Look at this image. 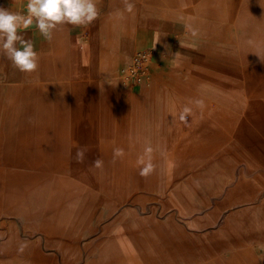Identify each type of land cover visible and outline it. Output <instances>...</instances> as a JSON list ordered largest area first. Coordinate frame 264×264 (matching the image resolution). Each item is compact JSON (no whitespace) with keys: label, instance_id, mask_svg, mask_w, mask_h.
<instances>
[{"label":"rangeland","instance_id":"1","mask_svg":"<svg viewBox=\"0 0 264 264\" xmlns=\"http://www.w3.org/2000/svg\"><path fill=\"white\" fill-rule=\"evenodd\" d=\"M27 2L0 7L26 15ZM134 2L129 14L123 0H96L91 26H61L50 41L35 22L19 29L35 72L0 54V264H264V130L245 143L236 110L264 114V0ZM144 48L147 77L125 83L121 68ZM201 98L202 113L189 103ZM146 144L167 164L151 178L136 165ZM77 145L89 146L83 164ZM115 147L126 155L113 163ZM220 154L234 170L210 168ZM194 160L207 162L196 186ZM121 211L140 225L119 224ZM22 241L31 250L18 254Z\"/></svg>","mask_w":264,"mask_h":264},{"label":"clouds","instance_id":"2","mask_svg":"<svg viewBox=\"0 0 264 264\" xmlns=\"http://www.w3.org/2000/svg\"><path fill=\"white\" fill-rule=\"evenodd\" d=\"M123 5V12L129 14L133 13L136 7L134 0H123ZM99 14L96 0H28L26 15L0 7V54L20 72H35L39 67V55L34 50L33 41L25 39L23 34H19V29L27 30L35 22L40 34L50 41L54 31L58 30L59 27L65 25L88 27L98 19ZM120 15L122 16L123 13ZM196 34V31L192 30V35L195 36ZM251 43L249 41V44ZM255 54L261 61H264V57L259 53ZM125 86L127 85L125 84ZM189 103L194 104L201 113L206 108V103L202 98L191 100ZM192 113L193 108L185 105L179 113L180 121L187 124L188 117ZM29 122L31 123V120ZM88 151L89 146L77 145L75 155L72 156L70 153L71 159H74L78 164H83ZM153 152L154 149L151 144H146L142 154L137 157L136 165L141 177L147 178L156 170ZM125 155L124 148L115 147L112 162L122 160ZM92 167L101 169L103 167L102 159H96ZM28 247V241L20 242L17 248L18 254H23Z\"/></svg>","mask_w":264,"mask_h":264},{"label":"crops","instance_id":"3","mask_svg":"<svg viewBox=\"0 0 264 264\" xmlns=\"http://www.w3.org/2000/svg\"><path fill=\"white\" fill-rule=\"evenodd\" d=\"M119 56H120V61H121V55L119 54ZM236 107H237L236 110H240L241 112L246 113L245 121L241 120V123L239 124L238 133H239V137L242 138L245 143H249L256 136V132L254 133L252 130L254 126L260 127V128L262 127V129L264 130V114H261L259 116L255 115L253 111L254 109L252 107H244V106H236ZM250 109L252 111H249ZM210 131L211 133L209 132L206 133V137L211 138V136H213L212 130ZM247 139H251V140H247ZM205 145L206 147H209V146L214 147V145L210 142H206ZM237 162L238 161L234 159H230L229 155L222 154L220 159L214 161V163L211 165L210 168H212V166L215 165V168L216 169L220 168V171L222 172L232 171L235 169ZM155 164H156V171L159 170V168L163 170L167 169V164L165 162H162L160 164L159 163L158 164L155 163ZM206 165H207V162L205 161L200 162V161L194 160L189 166H187V169H186V173L188 174L187 178L190 181H193L195 186L197 185L195 178H198V180L201 179V182L203 179H205L207 175L206 171H204ZM153 176H155L154 173L147 178H151ZM126 213L127 212H124V211H121L120 213H116L115 220L118 221V223L121 225H123V221H125L126 225L128 224L140 225V222H141L140 220H137L133 216H130ZM240 264H244V263L240 262Z\"/></svg>","mask_w":264,"mask_h":264},{"label":"built area","instance_id":"4","mask_svg":"<svg viewBox=\"0 0 264 264\" xmlns=\"http://www.w3.org/2000/svg\"><path fill=\"white\" fill-rule=\"evenodd\" d=\"M151 49L138 50L132 60L121 68L122 79L127 84H139L149 73Z\"/></svg>","mask_w":264,"mask_h":264},{"label":"bare ground","instance_id":"5","mask_svg":"<svg viewBox=\"0 0 264 264\" xmlns=\"http://www.w3.org/2000/svg\"><path fill=\"white\" fill-rule=\"evenodd\" d=\"M47 228V229H46ZM45 229H46V233L47 234H49V232L50 233H57L58 231L59 232H61L60 230H61V228L60 227H58L56 224H49V223H46V227H45ZM65 233V232H64ZM26 250H31V247H29V248H27ZM87 264H97L96 262H95V260L93 259V258H90V259H88L87 260Z\"/></svg>","mask_w":264,"mask_h":264}]
</instances>
